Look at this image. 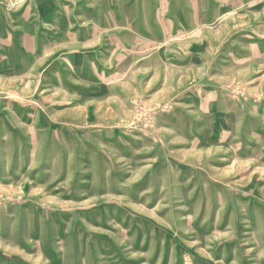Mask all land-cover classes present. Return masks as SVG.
Here are the masks:
<instances>
[{"label":"rangeland","instance_id":"374dc122","mask_svg":"<svg viewBox=\"0 0 264 264\" xmlns=\"http://www.w3.org/2000/svg\"><path fill=\"white\" fill-rule=\"evenodd\" d=\"M0 264H264V0H0Z\"/></svg>","mask_w":264,"mask_h":264},{"label":"crops","instance_id":"0c3cea01","mask_svg":"<svg viewBox=\"0 0 264 264\" xmlns=\"http://www.w3.org/2000/svg\"><path fill=\"white\" fill-rule=\"evenodd\" d=\"M39 8H40L41 13H45L46 10H48L50 8V6H49L48 2L41 1Z\"/></svg>","mask_w":264,"mask_h":264}]
</instances>
